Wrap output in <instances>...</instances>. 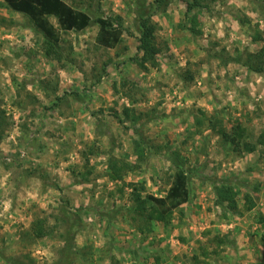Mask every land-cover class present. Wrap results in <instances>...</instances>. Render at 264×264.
I'll list each match as a JSON object with an SVG mask.
<instances>
[{
	"label": "clouds",
	"instance_id": "9594fccd",
	"mask_svg": "<svg viewBox=\"0 0 264 264\" xmlns=\"http://www.w3.org/2000/svg\"><path fill=\"white\" fill-rule=\"evenodd\" d=\"M56 2L49 0L52 8L46 11L44 4L31 0L33 16L0 0V61L10 62L7 67L0 63L6 102L0 107L15 122L0 151L18 152L21 160L31 162L24 169L42 166L58 178V187H46L36 175L18 184L16 170L0 165V235L6 234L8 244H18V232L30 231L35 221L30 210L47 220V227H55V210L64 195L73 197L72 211L82 204L95 208L91 190L96 187L95 200L103 197L110 208L143 204L149 212L155 210L146 217L151 232L120 225L127 235L106 234L107 220L95 212L82 217L95 228L90 235H76V248L91 240L102 264H261L264 225L256 219L264 212V67L237 58L246 61L264 46V0H215L211 12L201 0H175L166 11L157 0H147L152 12L143 21L169 49L152 59L143 44V21L137 24V0H58L79 23H69ZM182 20L193 36L203 33L205 49L219 42L215 52L227 50L223 61L209 62L208 51L196 43L177 45L172 36ZM116 32L118 40L112 35ZM46 45L60 57L49 59ZM20 49L38 53L32 72L40 69L58 78L56 96L63 97L65 90L83 94L78 106L87 109L79 119L58 112L44 119L39 138L47 147L39 158L29 156L34 149H26L22 140L41 126L40 112L31 117V108L15 105L21 98L17 85L33 78L25 67L29 57L24 52L17 57ZM185 49L198 54L190 56ZM190 62L199 64L191 74ZM38 83H28L25 93L51 107ZM101 109L102 116L92 115ZM99 120L111 124L117 146L99 133ZM22 125L31 130L28 136ZM57 129L59 139L44 135ZM112 159L123 168L118 179L111 178ZM7 163H13L11 156ZM85 166L95 169L93 177L102 175L94 182L80 179ZM258 230L261 235H255ZM56 247L44 236L29 252L36 264H54Z\"/></svg>",
	"mask_w": 264,
	"mask_h": 264
},
{
	"label": "rangeland",
	"instance_id": "374dc122",
	"mask_svg": "<svg viewBox=\"0 0 264 264\" xmlns=\"http://www.w3.org/2000/svg\"><path fill=\"white\" fill-rule=\"evenodd\" d=\"M169 1H170L169 3L175 2V0H169ZM137 3L138 6H140V4H143L145 6V11L149 13L152 12V6H146L147 0H137ZM214 3L215 0H203L202 4L207 11L211 12L213 11V9L211 8V4ZM161 8L164 11L167 10V7L165 5H161ZM169 20H171V17H169ZM139 22L140 20L137 21L138 25ZM0 23L3 22L0 21ZM179 29L180 30L175 32L172 36V40L175 41L177 45H179L180 43H185V44L196 43L197 48L208 51L207 60L209 62L212 59H216V58H220L223 61V57L227 55L226 49L222 50L221 53L215 52V49L219 47V42L210 43L209 47L205 49L201 44V41L203 40V33L199 32L195 36H193L191 32L185 28L183 20L179 25ZM129 35H131V32L129 33ZM156 37H157V43L159 44L162 53L166 54L169 51L167 47V42L163 37H160L158 35ZM46 47L47 45L45 46L47 52L48 49ZM0 48H2V45H0ZM185 51H187L190 56L194 54H198V53H194L191 49H185ZM20 52H24L29 57V62L25 65V67H27L29 72L32 73L33 78L31 80L26 79L23 84L17 85V95L20 96L21 98L15 101V105H18L22 109L31 108L32 109L31 117H36L37 112H40V119L42 121L41 126L37 128L36 132L34 134H31V138L27 140H22V144L26 146V149H34V152L29 151L28 153L29 156H31L34 154L37 155L43 154L46 151L47 146L44 143H42L41 139L39 138L40 133L43 132L44 127H46V125L43 124L44 119H53L57 112L61 116L67 117L71 115L79 119L81 116L86 115L87 109L78 106V102H82V99L84 98L83 94L81 96H76L74 95V92L65 90V94L63 97L56 96V93L60 91V87L58 83V78L55 77L54 74H46L40 69H37L35 72H32V70L36 68V65L39 63V60H36L35 63L32 62L33 60H35V57L38 55V53H36L35 51L27 52L24 49H20V51L16 53L17 57H19ZM60 55L61 53L59 52H52L51 55H48V58L49 59L53 57L59 58ZM203 62L204 61H201V63ZM0 63H5L6 67L10 66V62L8 61H0ZM193 68L198 69L199 64L192 65L190 62L187 71L189 73H192ZM181 71L183 72L184 70ZM237 74H239V72ZM13 81L15 83V77H13ZM37 82H39L38 87L43 90L45 97L50 101L51 107L44 105L31 93H25V88L28 83H32L36 85ZM132 88L133 89L136 88V85L134 83L132 84ZM4 95H5L4 89L0 88V106L6 104L5 100L3 99ZM1 112H4L3 116L6 122V125H4L2 130H0V143H3L7 135L11 134L15 122L12 121L11 117L7 115L3 107H0V113ZM92 115L102 116L103 109H101L99 112H93ZM137 118L138 120L140 119V117ZM121 123H123V121H121ZM22 128L24 129L26 136H28L31 130L27 127V125H22ZM98 130L99 133L101 134L109 135L112 138L113 146L114 147L117 146V137L112 132V126L108 121L99 120ZM59 132H60L59 129L55 131L50 130L44 133V135L49 137L50 140H56L59 139ZM67 146H68L67 144L64 145V147ZM91 151H93V149H89V152ZM57 155H59V153ZM9 156H11V159L13 161L12 164L7 163ZM111 162L118 163L115 159L110 160L109 163ZM24 163L31 164L30 161L21 160L18 152L16 155L12 156L11 153L5 155L3 151H0V165H3L5 168L8 169L14 168L16 170L15 175L18 177V184L21 182L28 183L31 176L36 175L42 177L45 180L46 187L47 186L58 187V184L56 183L58 178L53 177L52 174L48 172L46 169H44L42 166H34V167H30L29 169H24ZM94 171H95L94 168L88 169L87 166H85V170L79 173V177L84 181L94 182L95 178L102 175V173H96V176L93 177L92 172ZM111 178L116 179L112 175ZM77 182H79V180ZM95 191H96V187H94L91 190L93 204L96 205L95 208L93 207L84 208L82 204L80 209H76L75 211H72V209L74 208L73 197L71 195H64L61 197V201H62L61 205L58 209L55 210V214H54V218L57 221L56 226L51 228L46 226L47 230H46V234L44 235V236H48L50 241H54L55 245H57V247L55 248L57 258L54 261V264H102L103 256H101L99 259L95 258L97 250L92 246L91 240L86 239V243L83 248H76L75 245V237L78 233L90 235L91 232L94 231L95 226L86 224L82 219V217L90 214L91 212H95L96 215L99 216L101 221H104L105 219L107 220V226L104 229V231L108 235H111L113 232H116L119 235L129 234L126 232V230L123 227H120V225L122 224L128 225L129 228H135L137 232H141V233L152 231V228L149 227L147 223H144L142 219L140 220V218L136 217V215L132 211H127V209L131 207L125 208V207H116L115 205H113L110 208L103 204V197H101L100 201H96ZM197 207H199V205H197ZM113 208L114 211L112 210ZM101 209H104V211H101ZM30 211H32V214L35 216L34 222L40 220L38 212L33 210ZM209 211H211V209H209ZM263 214L264 212L258 214V217L256 219L257 224H259V216ZM65 215H67L69 218L65 217ZM60 219H62V223H59ZM136 219L138 220L137 222H135ZM45 221L47 223V220ZM71 222L75 223L74 225L75 227L73 230L70 229ZM79 224L81 225L80 230H79L80 227L78 228ZM17 227L19 229H23V225H18ZM26 233L27 235L25 236ZM131 234L135 235L134 232ZM18 235L21 238L18 244L16 242H13V244H8L5 238L6 234L0 235V253L3 254L7 259H13L15 261H19L24 264H36V262L31 258L29 249L31 248V245L36 242L37 239H42L44 236L41 238L35 237L33 233V225L30 231L27 230L20 231L18 232ZM119 235L113 236V239L114 241H116V243L120 242ZM249 235H252V233H249ZM255 235H261L260 231L258 230L255 233ZM263 237L264 236L261 237L262 242H264ZM7 239H11V237H8ZM144 239H147V236H145ZM61 242H64L63 247H59ZM67 243L70 244V246L72 247L73 252L71 254L66 251ZM0 261H2L3 264H7L1 258ZM114 264H120V262H116L114 260ZM261 264H264V261H261Z\"/></svg>",
	"mask_w": 264,
	"mask_h": 264
},
{
	"label": "trees",
	"instance_id": "16d2710c",
	"mask_svg": "<svg viewBox=\"0 0 264 264\" xmlns=\"http://www.w3.org/2000/svg\"><path fill=\"white\" fill-rule=\"evenodd\" d=\"M12 6L14 8H17L19 10L25 11V12H32L33 16H35L37 13L35 12V10L32 7V3L31 0H10ZM38 3H42L45 6V10H51L52 5L49 3V0H37ZM169 0H157V4L161 5H165L167 7V4L169 3ZM203 3V0H201V4ZM203 6V4H202ZM55 7L62 11L66 17L69 23L72 22H77L79 23L80 20L77 19L74 21L73 16L70 12H68V10L66 8H63L62 5H60L58 3V0L55 4ZM150 10V9H149ZM138 13L140 15V22L139 25L141 24V22L143 21V17L148 15L149 12L145 11V6L143 4H140V6H138ZM84 23H86V19L83 20ZM102 23H104L102 21ZM143 25L145 28V33H144V47L148 48L149 51V56L147 57L148 59H152L154 57V54L157 52H162L159 44L157 43V37L154 36L152 34V30H149L147 28V22L143 21ZM199 33V32H198ZM112 35H114L116 37V39H119V33H113ZM257 40H259V35L257 36ZM47 50V55H51V53L53 52L51 49V45H47L46 47ZM237 61L239 63H255L258 64L261 67H264V46L261 47V50L257 53L256 56H251L249 55L246 61H243L241 58H237ZM191 74V73H190ZM4 112L0 113V130H2L3 126L6 125L5 122V118H4ZM134 121H138V118L135 116H133ZM110 169L109 171L111 172V175L114 176L116 179L120 178V175L122 173L123 168L119 166L118 163L116 162H111L110 163ZM253 207H255V205H253ZM127 211H132L134 214L135 213H139V215H136V217L140 218V220L142 219V221L144 223H147V219L146 217L150 214H155V210L153 209L151 212H149V210H147L145 208V206L143 204H138V205H133L131 208H128ZM66 214V213H65ZM65 217L69 218L67 215H65ZM138 220L136 219L135 222H137ZM59 223H62V219L59 220ZM148 224V223H147ZM259 224L260 225H264V214L259 216ZM75 223L71 222L70 223V229H74ZM47 223L45 220H37L36 222H34L33 224V233L34 236L37 238H41L46 234V227ZM80 227V228H79ZM79 230L81 229V225H78ZM27 235V233L25 234V236ZM264 239V237H263ZM66 251L68 253H72V247L70 246V244L67 243L66 246ZM0 258L6 262L7 264H24L22 262L19 261H15L13 259H7L3 254L0 253Z\"/></svg>",
	"mask_w": 264,
	"mask_h": 264
}]
</instances>
